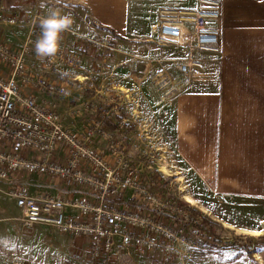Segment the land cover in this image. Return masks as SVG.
I'll return each instance as SVG.
<instances>
[{"label": "crops", "instance_id": "crops-1", "mask_svg": "<svg viewBox=\"0 0 264 264\" xmlns=\"http://www.w3.org/2000/svg\"><path fill=\"white\" fill-rule=\"evenodd\" d=\"M217 1L221 4L220 18L209 24L219 29L221 57L213 60L207 53H195L202 60L201 66L187 77L179 76L169 66L170 76L182 84L171 95L166 94L171 85L159 89L154 84V78H161L157 77L161 67L149 65V61L180 60L186 51L157 44L158 11L169 8L191 13L198 8L197 0H0L1 6L21 20L14 27L0 25V42L11 50L18 49L27 32L23 17L33 12L45 17L52 9L71 15L74 33L108 40L112 49L107 59L101 60L71 36H62L59 49L66 48L77 56L78 69L55 67L43 71L42 57L35 51L27 56V72L65 82L72 93L70 99L52 97L26 85H20L21 92L33 96L42 106L54 103L63 124L81 136L97 122L91 113L95 108L85 110L83 105L92 104L93 97L103 93L90 79L103 76L109 86V93L104 94L123 95L132 102L124 115L112 117L114 134L123 138V131L117 127L121 117H127L131 128L140 117L152 121L159 129L158 136L172 150L193 201L200 203L199 210L217 215L214 209L233 208L245 217L255 210L258 216L254 223L228 221L244 234L243 238L255 239L264 234V0ZM186 27L191 25L187 23ZM40 33L41 29L38 38ZM9 76L10 68L0 63V78L7 80ZM93 144L104 147L100 135L94 137ZM19 177L0 181V264H81L85 239L60 234L48 226L23 227L20 211L8 197L10 189L21 186L37 198L47 195L63 199L81 191H69L53 182L57 190L52 194L48 178ZM194 193L202 195L199 198ZM65 213L77 217L70 208ZM213 251L200 253L189 264H207L205 257ZM143 256L147 255L137 257V264ZM213 264H264V249L254 253L252 259L215 260Z\"/></svg>", "mask_w": 264, "mask_h": 264}, {"label": "built area", "instance_id": "built-area-1", "mask_svg": "<svg viewBox=\"0 0 264 264\" xmlns=\"http://www.w3.org/2000/svg\"><path fill=\"white\" fill-rule=\"evenodd\" d=\"M197 2V10L191 13L169 8L158 11L157 44L186 51L180 60L149 61V65L161 67L157 75L161 78H154V84L159 89L171 85L167 95L182 87L168 73L169 66L179 76L187 77L201 66L202 60L195 53H207L213 60L221 57L219 29L209 24L219 20L221 4L217 0ZM41 18L39 12L23 17L27 32L18 49L11 50L0 42V63L10 68L9 78H0V181L15 180L23 174L37 175L69 191L81 192L57 199L33 197L22 186L10 189L8 197L20 211L21 225L48 226L60 234L85 239L87 247L81 264H137L139 255L157 256L163 264H189L200 253L212 251L203 217L189 206H179V198L163 194L166 178L160 177L161 171L144 176L135 169L127 160L129 154L121 139L114 132L103 131V121L92 123L79 136L63 124L54 103L42 106L33 96L21 92L20 85H26L52 97H72L65 82L27 72L26 59L35 51ZM20 22L18 16L0 5V25L14 27ZM187 23L191 28L186 27ZM62 36H71L101 60H106L112 49L108 40L89 39L71 30ZM40 65L43 71L80 68L77 56L66 48L58 49L52 57H42ZM113 96L96 95L99 103L111 105L104 118L119 116L122 100ZM83 107L96 108L90 103ZM125 124V119H120L118 131H123ZM98 134L103 148L93 144ZM67 208L75 210L77 217L67 215Z\"/></svg>", "mask_w": 264, "mask_h": 264}, {"label": "rangeland", "instance_id": "rangeland-1", "mask_svg": "<svg viewBox=\"0 0 264 264\" xmlns=\"http://www.w3.org/2000/svg\"><path fill=\"white\" fill-rule=\"evenodd\" d=\"M101 77L102 78L100 79H90V81L93 83L92 85L94 87L98 88V90H102L103 93H109V86L108 84H105V78H103V76ZM103 84L107 85V87L105 88ZM74 91L76 90H73V92ZM113 97L122 100L119 116L124 115L126 111L125 108L132 103L130 101V97L128 99L123 95H114ZM93 98L95 99V102H93L92 104L96 106L95 111L91 109V113H93V119H95V121H103V131L113 132V124H110V121H112V117L109 116L108 118H104L105 113L111 109V105L107 102L99 103L97 97L95 96ZM108 115H110V112ZM125 121L127 123L124 125V130L121 134L123 138H118L121 139L122 144L126 148V151H128V162L144 176H147L153 172L156 174L158 173L156 172L158 170L161 171L159 172L160 177L170 179L164 187L163 194H165L166 197L168 196L179 198L181 202L186 203L189 208H191V210H194V213H197L201 217H203V221L207 229H209V226L210 228L212 227L214 234L218 239L225 243L238 238L243 239L242 236L244 234H240L237 230V227L230 225L229 222H233L234 224H240L243 221H245L247 224L254 223L256 222L258 216L256 214L257 212H255V210H253L254 212L252 213L248 211V216L245 217L244 213L240 212L238 209L233 208L214 209L215 212H217V215H214V212L211 211L202 212L201 210H199L200 203H196L193 201L191 196L193 194L181 180L180 177L182 173L181 171H179V169H177L176 162L173 159L174 157L172 154V150L168 145H165L166 143L158 136L159 129L155 126V124L152 121L150 122V120L142 119L140 117L135 120V125L131 128V126H128L130 124L128 123L127 117ZM142 121H145V123H142ZM129 135L131 137H129ZM99 146L103 148L102 144H99ZM43 182L46 183L44 180ZM56 190L57 188L55 187V185H53V182L49 181V193L54 194ZM194 195L200 198L202 194L194 193ZM211 204L212 203H210L209 206H211ZM231 255L232 252L230 251L218 249L205 257V263L213 264L215 260H228L231 258ZM141 259L142 261L140 264H163L159 260V258L154 255L143 256Z\"/></svg>", "mask_w": 264, "mask_h": 264}, {"label": "clouds", "instance_id": "clouds-1", "mask_svg": "<svg viewBox=\"0 0 264 264\" xmlns=\"http://www.w3.org/2000/svg\"><path fill=\"white\" fill-rule=\"evenodd\" d=\"M74 20L69 14H61L59 10H49L48 15L41 18V33L35 42V52L40 57H52L59 49L62 34L72 29Z\"/></svg>", "mask_w": 264, "mask_h": 264}, {"label": "trees", "instance_id": "trees-1", "mask_svg": "<svg viewBox=\"0 0 264 264\" xmlns=\"http://www.w3.org/2000/svg\"><path fill=\"white\" fill-rule=\"evenodd\" d=\"M169 180L170 179L167 178L163 184L166 185ZM178 205L181 207H188V205L183 202H178ZM206 238L210 242L212 250L223 249L226 251H231L232 252L230 258L231 260L240 257H246L248 259H252L254 253L264 249V234L258 236L255 239H250L247 237L243 239L238 238L225 243L215 236L212 227L210 228L209 226V229L207 230Z\"/></svg>", "mask_w": 264, "mask_h": 264}]
</instances>
